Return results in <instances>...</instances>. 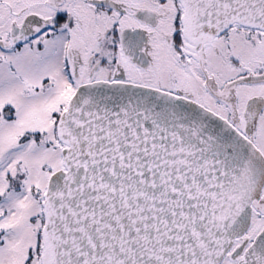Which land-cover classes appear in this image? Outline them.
I'll return each instance as SVG.
<instances>
[{"label": "snow or ice", "instance_id": "snow-or-ice-1", "mask_svg": "<svg viewBox=\"0 0 264 264\" xmlns=\"http://www.w3.org/2000/svg\"><path fill=\"white\" fill-rule=\"evenodd\" d=\"M0 264H264V0H0Z\"/></svg>", "mask_w": 264, "mask_h": 264}]
</instances>
